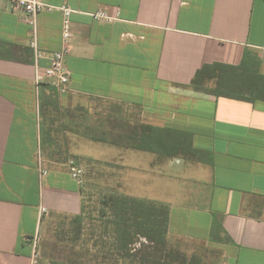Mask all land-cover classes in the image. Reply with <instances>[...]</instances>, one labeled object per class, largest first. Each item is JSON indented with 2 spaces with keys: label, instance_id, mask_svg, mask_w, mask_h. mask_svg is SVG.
<instances>
[{
  "label": "crops",
  "instance_id": "0c3cea01",
  "mask_svg": "<svg viewBox=\"0 0 264 264\" xmlns=\"http://www.w3.org/2000/svg\"><path fill=\"white\" fill-rule=\"evenodd\" d=\"M46 1L73 10L65 94L36 82L61 47L62 13L32 25L0 2V264H30L46 219L80 214L67 163L85 157L108 161L109 193L169 207L168 260L264 264V100L190 86L204 64L245 56L264 76V0ZM149 127L182 148H136Z\"/></svg>",
  "mask_w": 264,
  "mask_h": 264
},
{
  "label": "trees",
  "instance_id": "16d2710c",
  "mask_svg": "<svg viewBox=\"0 0 264 264\" xmlns=\"http://www.w3.org/2000/svg\"><path fill=\"white\" fill-rule=\"evenodd\" d=\"M245 59L246 56L237 66L217 62L204 64L194 74L190 86L194 90L216 96L247 101L264 100V76L246 65ZM149 129L150 139L145 140L141 137L136 140L134 144L136 148L165 154L182 148L183 140L169 141L166 133L162 136L160 133L157 134L155 129L153 132L152 127ZM100 203L102 204L100 215L106 217L105 222L108 226L111 225L110 238L113 248L109 251L94 252L84 248L73 249L63 259L51 258L49 264H106L107 261H110V264H177L171 259L168 260L165 253L169 218L167 205L109 192L101 197ZM83 212L84 207L81 204L80 214L72 216L74 224L80 223ZM105 232L108 230L106 229ZM90 235V238L94 237L93 233ZM79 236L75 234L70 240L75 241ZM101 236L95 235L93 245L107 243V240ZM61 238L65 240L66 237ZM141 238L147 243L136 247V243ZM120 260H129L131 263L129 261L120 263ZM190 264H198V262L192 260Z\"/></svg>",
  "mask_w": 264,
  "mask_h": 264
},
{
  "label": "rangeland",
  "instance_id": "374dc122",
  "mask_svg": "<svg viewBox=\"0 0 264 264\" xmlns=\"http://www.w3.org/2000/svg\"><path fill=\"white\" fill-rule=\"evenodd\" d=\"M55 91V90H54ZM55 93H57L55 91ZM54 148L51 147L50 153L60 154L56 152V143H52ZM97 150L102 155H107L110 145L104 143H97ZM100 145V148H98ZM48 152V153H49ZM103 158V157H102ZM59 159L60 158H56ZM75 164L82 167V205L84 212L81 214L79 224H74L72 217L63 215H52L46 219V223L42 232H40L39 248L41 252V259L48 261L51 258L63 259L70 252L75 249H89L90 252L102 250L109 251L112 247L110 238L111 225L106 224V217L101 216L99 210L102 208L100 203L101 197L108 192L102 186H107L105 182L108 181V161L101 160L99 163L93 164L92 158L85 157L84 159H70ZM76 160V161H75ZM108 232H105V230ZM93 233L94 237L90 238ZM79 236V239L71 241L73 235ZM95 235H102L103 239L107 240L104 245H93ZM66 237L62 240L61 237ZM146 240L141 238L136 243V247H141L146 244ZM129 260H120V263H127ZM130 262V261H129ZM110 264V261L105 262ZM131 263V262H130Z\"/></svg>",
  "mask_w": 264,
  "mask_h": 264
},
{
  "label": "built area",
  "instance_id": "2783aa9c",
  "mask_svg": "<svg viewBox=\"0 0 264 264\" xmlns=\"http://www.w3.org/2000/svg\"><path fill=\"white\" fill-rule=\"evenodd\" d=\"M9 5L12 11H23L29 17V23L34 24L36 16L42 12L59 11L63 15L62 32H61V47L54 51L51 56L49 66L45 67L41 73L37 74L36 82L47 80L59 94H65L68 91V83L70 74L65 64V58L69 52V42L72 38L69 17L73 10L67 5H55L46 0H0ZM96 20H104L111 22L115 18L109 16L104 11H98L92 15ZM30 46L34 49L35 57H40V53L36 50V40L30 42ZM264 61V57H263ZM70 175L78 183L82 182L83 169L76 165L73 160L67 163ZM46 174L45 170H40V175ZM31 244L30 264H40L41 252L39 248L40 237L35 234L28 239Z\"/></svg>",
  "mask_w": 264,
  "mask_h": 264
}]
</instances>
